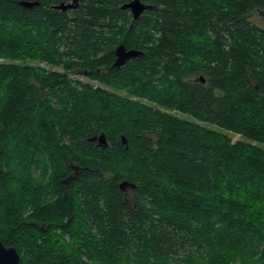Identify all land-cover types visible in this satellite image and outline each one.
Wrapping results in <instances>:
<instances>
[{
  "label": "trees",
  "instance_id": "trees-1",
  "mask_svg": "<svg viewBox=\"0 0 264 264\" xmlns=\"http://www.w3.org/2000/svg\"><path fill=\"white\" fill-rule=\"evenodd\" d=\"M20 1L0 0V240L21 264H264V0H140L138 21ZM120 45L142 54L116 68Z\"/></svg>",
  "mask_w": 264,
  "mask_h": 264
},
{
  "label": "water",
  "instance_id": "water-1",
  "mask_svg": "<svg viewBox=\"0 0 264 264\" xmlns=\"http://www.w3.org/2000/svg\"><path fill=\"white\" fill-rule=\"evenodd\" d=\"M19 5L24 9H34L35 7L40 6V2H29V1H20ZM80 6V0H72L71 2H61L60 4L53 7V9L60 10L62 12H67L70 10H77ZM123 10H130L131 15L133 17V21H138L141 19L145 12L148 10L154 9L153 6L146 5L140 0H132L122 6ZM141 52L137 50H127L125 46L120 45L116 48L115 55L116 60L114 63V67L122 68L124 67L130 60L141 56ZM200 81L203 83L205 82L203 77L199 78ZM0 135H1V128H0ZM93 142H97L101 147H108V141L105 134H100L99 136H95L91 139ZM122 143L127 144V139L122 137ZM1 154V150H0ZM74 169V174L78 175L81 167L72 165ZM74 180V176H70L67 179L62 181L63 186H68ZM120 189L128 194V191H135L136 186L127 182L123 181L120 183ZM0 264H21V256L15 248H9L4 245V243L0 240Z\"/></svg>",
  "mask_w": 264,
  "mask_h": 264
},
{
  "label": "rangeland",
  "instance_id": "rangeland-1",
  "mask_svg": "<svg viewBox=\"0 0 264 264\" xmlns=\"http://www.w3.org/2000/svg\"><path fill=\"white\" fill-rule=\"evenodd\" d=\"M257 17L254 18V20H256ZM0 63H11V61H6L4 59H0ZM16 63L18 64H22V62L17 61ZM25 64H29V65H33V66H38L42 69H45L47 71H58V72H63V68L62 67H53V66H49L48 64L44 63V62H32L27 60L25 62ZM68 76L71 80L75 81H82V82H87L90 81L88 78H86L84 75L80 74L78 70H72L68 73ZM94 84V86H98L97 82H92ZM173 114L181 116L180 114H177L176 112H173ZM183 117V116H181ZM229 137L232 139L233 143L239 142V141H245V142H249L250 144L257 146V143L254 141H249L247 140L244 136H242L241 134L238 133H228ZM262 147L264 148V145H262ZM21 171L20 174L22 175V172L24 173L23 176V180L24 182L28 181V177L29 179H33L31 180L34 183H40L43 187H50V185L52 184V178H53V171L50 169L48 170L46 173L43 172L42 170L37 171L34 168L31 169V174L28 172H25L22 168L19 170ZM54 193L51 192L48 196V199H53L54 197ZM128 195H129V199L131 200L132 197V191L129 190L128 191ZM39 202V201H37ZM41 204V202H39ZM27 214V213H26Z\"/></svg>",
  "mask_w": 264,
  "mask_h": 264
},
{
  "label": "flooded vegetation",
  "instance_id": "flooded-vegetation-1",
  "mask_svg": "<svg viewBox=\"0 0 264 264\" xmlns=\"http://www.w3.org/2000/svg\"><path fill=\"white\" fill-rule=\"evenodd\" d=\"M74 173V172H73ZM65 195V197H67V195L66 194H64Z\"/></svg>",
  "mask_w": 264,
  "mask_h": 264
}]
</instances>
